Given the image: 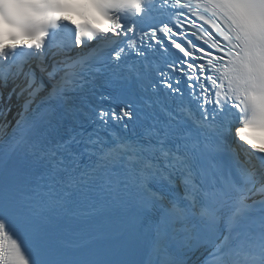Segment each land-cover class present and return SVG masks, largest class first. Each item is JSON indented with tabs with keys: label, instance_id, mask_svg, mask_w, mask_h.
Segmentation results:
<instances>
[{
	"label": "snow or ice",
	"instance_id": "snow-or-ice-1",
	"mask_svg": "<svg viewBox=\"0 0 264 264\" xmlns=\"http://www.w3.org/2000/svg\"><path fill=\"white\" fill-rule=\"evenodd\" d=\"M0 264H264V0H0Z\"/></svg>",
	"mask_w": 264,
	"mask_h": 264
}]
</instances>
